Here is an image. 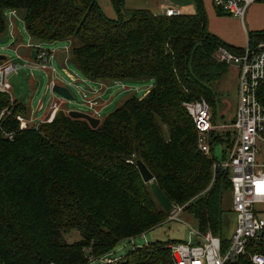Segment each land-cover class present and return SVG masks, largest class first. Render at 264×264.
I'll return each mask as SVG.
<instances>
[{"label": "trees", "instance_id": "16d2710c", "mask_svg": "<svg viewBox=\"0 0 264 264\" xmlns=\"http://www.w3.org/2000/svg\"><path fill=\"white\" fill-rule=\"evenodd\" d=\"M112 1L117 20L95 0H0V34L7 30L6 12H14L36 43L70 41L74 64L92 82L153 81L142 99H127L96 129L60 110L51 122L20 130L16 117L29 118L30 109L0 92V114L6 110L0 117V264H87L158 226L166 212L136 161L172 206L183 207L198 230L218 236L222 252L228 246L221 221L230 173L213 174L212 144L209 157L199 152L182 104L204 99L214 109L211 86L228 66L215 51L239 49L205 30L200 0L195 14L170 17L147 10L124 17L120 2ZM248 40L264 42V31ZM71 231L79 240L68 243L64 235ZM171 243L136 248L120 264H171L164 248ZM247 251L254 252L251 245ZM226 264L252 263L244 255Z\"/></svg>", "mask_w": 264, "mask_h": 264}, {"label": "built area", "instance_id": "2783aa9c", "mask_svg": "<svg viewBox=\"0 0 264 264\" xmlns=\"http://www.w3.org/2000/svg\"><path fill=\"white\" fill-rule=\"evenodd\" d=\"M257 1L259 0H211V3L216 12L229 15L243 23L247 10ZM177 15L178 11L164 9L163 16ZM214 56L219 62L235 65L239 69V101L234 120L230 125L216 127L212 122L210 105L204 99L184 102L182 107L193 121L197 149L204 156H210V145L213 146L211 138L223 134L233 137L232 148L227 150L224 161L217 163L213 160L212 172L214 174L220 169L230 173L231 210L236 218L235 229L227 240L228 246L224 252L218 236L199 230L194 234L200 240L175 242L164 248L169 252L171 264H226L244 255H248L252 264H264V254L259 252L260 248L264 247V42L251 43L248 40L245 47L237 53L224 46H218ZM26 68L48 71L51 78L50 86L46 90L52 93L55 70L48 63V52L42 49L38 50L36 60L32 63L20 64L10 60L0 62V92L9 94L8 78ZM69 78L74 83V79ZM95 94L96 91L81 93L84 104L93 112L96 103L90 97ZM41 110L42 104L39 103L37 111ZM49 110L50 115L46 121L37 122L16 117L20 130L37 128L42 123L51 122L59 109L53 104ZM8 138L11 139L12 136L8 135ZM175 220L177 215L169 219ZM133 239H129L131 244ZM250 245L254 252L249 254L247 248ZM104 263L112 264L113 261L106 259Z\"/></svg>", "mask_w": 264, "mask_h": 264}, {"label": "rangeland", "instance_id": "374dc122", "mask_svg": "<svg viewBox=\"0 0 264 264\" xmlns=\"http://www.w3.org/2000/svg\"><path fill=\"white\" fill-rule=\"evenodd\" d=\"M103 14L109 18L110 20H117V10L115 9L114 3L112 0H95ZM120 2V10L122 15L125 17L130 12L135 11L137 7L144 8L145 6L153 7L155 4H167L172 2L183 3L187 5L188 3L195 2L196 0H117ZM260 6L255 13H253V20L257 23V27L264 31V0H259L252 4L246 14L244 24L248 26V14L252 12V8L255 6ZM107 6V8H106ZM102 7V8H101ZM138 10V9H137ZM212 11L215 16L218 18L224 19H233V17L222 14H217L215 8L212 6ZM15 30L17 32L16 38L18 39V44H22L24 47L31 45V47L40 48L49 53V55L57 56V60H52L51 65L58 74V77L64 78L68 80L62 69L71 74L74 78V83H70V86H67L70 91L73 99L71 101H67L61 98L58 95L51 93L46 90L50 75L46 70H37L33 72V76H29L27 71L21 70L17 75H12L8 78V83L11 86V90L9 92L10 97L16 100L19 103L26 105L31 111V119L38 120L47 110L53 95V98L57 102H63V109L69 111H77L80 113H84L94 118L101 120L109 113L117 109L123 102L130 98L140 99L141 96L146 92V90L153 85V81L149 79H144L136 82L125 81L119 83H109L106 85L108 89H102L100 92L96 91L98 89V85L94 82L88 80L77 68L74 64L71 55H70V41H62L56 43H44V44H36L35 41L31 40V38L25 32L23 27V22L21 19V15L12 14ZM8 20V21H7ZM11 20V14L7 13L6 21L7 23ZM209 19L205 16V30L208 32L209 30ZM13 29V28H12ZM222 29V24L220 22L214 21V26L212 32L220 33ZM231 31L233 29L231 28ZM261 32L260 30H257ZM252 31H249V33ZM209 33V32H208ZM234 33L237 35L241 34L234 29ZM216 36L215 33L212 34ZM239 36V37H240ZM238 37V38H239ZM242 38V36H241ZM240 38V39H241ZM14 36L12 34L7 33V31L3 34H0V56L6 58V60L14 61L11 59L17 58V53L15 52L16 43L14 42ZM244 39V37H243ZM246 40V38H245ZM247 42L241 46L243 49ZM33 51V49H31ZM5 60V61H6ZM59 61L61 63H59ZM4 62V61H1ZM63 65V68L62 66ZM32 70V69H31ZM238 76L239 69L235 65H228L226 68V72L216 81L211 89L215 93L216 104L215 108L211 110V115L213 117V121L216 127H221L223 125H230L235 118V113L238 107ZM98 84V83H97ZM150 86V87H149ZM53 88V87H52ZM151 89V88H150ZM149 89V90H150ZM52 91V89H51ZM88 91H96L95 103L98 98L96 95L105 93V97L108 100V104L102 107L99 112V106L94 107V112L89 110L88 106L84 104V99L81 95L82 92ZM93 96V97H94ZM92 97H90L91 99ZM106 98L102 99V102L106 101ZM93 100V99H92ZM39 101L42 103L43 110L37 112V106ZM99 104L100 100L98 99ZM11 103V101H10ZM56 105V104H55ZM58 108V105H56ZM6 110L2 111L0 117ZM99 114H96V113ZM95 114V115H94ZM50 115V114H49ZM67 115V114H66ZM22 117V116H21ZM24 118V117H22ZM25 119V118H24ZM25 120H28L25 119ZM221 134V133H220ZM164 135L167 136L166 130L164 129ZM224 135V134H223ZM223 135H219L222 137ZM223 143H215L212 146L211 156L213 160L217 163H222L224 159L227 157L225 152L232 148L233 145V137L230 135H224ZM231 178V177H230ZM232 179V178H231ZM158 206V204H157ZM159 207V206H158ZM232 201L230 190L223 196L222 201V237L226 240L231 238L233 231L235 229L236 218L235 214L231 210ZM183 207L172 206L171 211L166 212L164 218L156 226L155 228L149 230L146 233L141 234L133 239V244L128 239L121 240L117 243L114 248L104 256H101L97 259L89 258V262L87 264H105L104 260L109 259L113 261L112 264H120L122 263L128 254L131 253L135 248H142L145 246H152L156 243H171V242H193L197 239L194 233L198 232L196 220L189 214L183 213ZM159 210L163 212V209L159 207ZM177 215V220L169 221V219ZM200 231V230H199ZM202 232V231H200ZM207 232V231H206ZM211 233V231H209ZM64 240L68 243H73L79 240V235L76 231H71L64 235ZM197 240H200L198 238ZM250 260V259H249Z\"/></svg>", "mask_w": 264, "mask_h": 264}, {"label": "crops", "instance_id": "0c3cea01", "mask_svg": "<svg viewBox=\"0 0 264 264\" xmlns=\"http://www.w3.org/2000/svg\"><path fill=\"white\" fill-rule=\"evenodd\" d=\"M156 2H157V0H156ZM200 2H201V5H202L204 14H205V16L208 17L209 22H210L209 23V30H208L209 34L212 35L213 33H215L216 34L215 37L217 39H219L222 43H224L227 46H230V47L235 48V49H239V51H240L242 49L241 46L244 44V42H247L248 41L249 31H252V33L259 32L257 30H260L261 31V29L259 27H257V23L253 20V13H255V11H257L258 8L261 5L260 6L258 5V6H255V7L252 8V12H250L248 14V26H246L244 24V22L241 23L238 19H235V18H234L235 20H233V19H228V18L227 19H224V18H218V17H216L215 14H214V12L212 11V3H211V0H200ZM196 7H197V0L195 2H192V3H188L187 5H185L183 3H178V2H172L171 1L170 3H167V4H160V5H156L155 4L153 7H148V6H145L144 8L137 7L136 10L137 9L138 10H147L150 13H152L153 15H162L163 16L164 9H171V10L178 11V13L180 15L181 14L182 15H184V14L185 15H192V14H195L196 13ZM106 8H107V6H106ZM7 13L11 14V20L8 23H7L8 20L6 21V23H7V30L6 31H7V33L12 34V36H14V38H15L14 39V42L16 43V47H15L16 50H15V52L17 53V58L16 59H11V60L17 61L20 64H26V63H32V62H34L36 60L37 51L40 48L37 49V47L36 48L35 47H31V45H28V46H25L24 47L22 44H18L19 42H18V39L16 38L17 32L15 30L14 20H13V16H12L13 12H9V11L6 12L5 19L7 18ZM246 14H247V12H246ZM214 21L220 22L222 24V29H221V32L220 33H216L214 31L212 32V29H213V26H214ZM23 27H24V25H23ZM231 28L233 29V31H231ZM234 29H236V31H238L241 34L242 38H241L240 35H237L236 33H234ZM243 37H244V39H243ZM245 38H246V40H245ZM36 44H41V43H36ZM31 49H33V51H31ZM52 60H54V61L57 60L58 61L57 56L54 57L52 55H48V63L53 68V66L51 65V61ZM59 63H61V62L59 61ZM61 66L63 68V65H61ZM63 69H62V71H63L65 77L68 80H65L64 78L58 77L57 76L58 74H56V71H55V73H54L55 85H58V86H61V87H67V86H70V83H72L69 77H73V76L71 74H69L68 72H66L65 70H63ZM23 70L27 71V73H28L29 76H33L34 70L37 71V70H40V69H32L31 70V69H27L26 68V69H23ZM49 75H50V73H49ZM50 78H51V75H50ZM49 83H50V80H49ZM49 83H48V85H49ZM94 83L96 85H98V89H96V91H99L100 92L103 88L104 89H108V88H106V85L109 84L110 82L109 83H107V82H100L98 84H97V82H94ZM150 88H148L146 90V92H144V94L141 96L140 99H142L148 93V91H149ZM10 90H11V86H10ZM8 95L10 96V94H8ZM96 96L98 97L96 99L97 100L96 101V106H99V109H98V112H99V110L102 107H104L105 105L108 104V100L105 97V93H103V94L101 93L100 95L98 93ZM51 97H52V100H51V102H50V104H49L46 112L38 120L35 119L37 122L42 121V120L46 121L49 118L48 117L49 116V113H50L49 108L53 104L58 105L59 111L61 110L65 114H68V111L66 109H63L62 108L63 107V102H61V101L60 102H57L53 98V95H51ZM103 98H106V101L102 102V99ZM92 99L95 100V96L92 97ZM98 99L100 100V104H99ZM12 100H14V99H12ZM39 103H41V101H39ZM39 103H38V105H39ZM42 110H43V108H42ZM36 111H37V109H36ZM30 117H31V111H30V115H29V118L28 119H31ZM53 117H54V115H53Z\"/></svg>", "mask_w": 264, "mask_h": 264}, {"label": "water", "instance_id": "95a60500", "mask_svg": "<svg viewBox=\"0 0 264 264\" xmlns=\"http://www.w3.org/2000/svg\"><path fill=\"white\" fill-rule=\"evenodd\" d=\"M5 60H6L5 57L0 56V62L5 61ZM52 93L60 96L61 98L65 99L67 101H71L73 99V96L71 95V93L67 87H61L58 85H54L52 88ZM67 116L73 120L85 121L91 129H96L100 124L99 119L94 118V117L87 115V114H84V113L77 112V111H70V112H68ZM135 167L137 168L143 182L150 184V191H151L153 197L155 198V200L157 201V203L163 209V211L164 212L171 211L172 204L165 197L163 192L153 183V176L147 170L145 165L140 161H136Z\"/></svg>", "mask_w": 264, "mask_h": 264}]
</instances>
